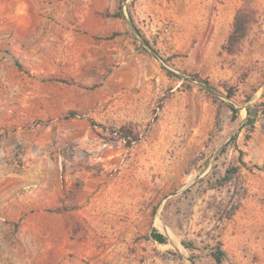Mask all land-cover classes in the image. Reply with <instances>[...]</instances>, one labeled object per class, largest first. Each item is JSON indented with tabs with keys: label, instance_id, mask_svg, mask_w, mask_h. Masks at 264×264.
I'll use <instances>...</instances> for the list:
<instances>
[{
	"label": "rangeland",
	"instance_id": "1",
	"mask_svg": "<svg viewBox=\"0 0 264 264\" xmlns=\"http://www.w3.org/2000/svg\"><path fill=\"white\" fill-rule=\"evenodd\" d=\"M216 243L264 264V0H0V264H214Z\"/></svg>",
	"mask_w": 264,
	"mask_h": 264
},
{
	"label": "trees",
	"instance_id": "2",
	"mask_svg": "<svg viewBox=\"0 0 264 264\" xmlns=\"http://www.w3.org/2000/svg\"><path fill=\"white\" fill-rule=\"evenodd\" d=\"M245 2H252L253 0H243ZM252 19V10H249L247 8H240L239 11L237 12L236 15V19L234 22V27L232 30V33L230 34L229 37V42L231 45V48H233L239 41L240 39H242L247 31L248 25L250 23ZM137 30L140 32V30L137 28ZM143 39L145 40L146 43H150V41L147 39V37L144 34H141ZM171 74V71H169ZM176 75V74H174ZM193 78L197 79L202 85H206V86H210L213 87L214 85L208 80V79H204L202 77H200L199 75H192ZM190 80V79H188ZM229 92L232 94L233 91L230 89ZM231 94L229 96H231ZM228 106L230 107V109L232 110V119H236L239 113L238 108L234 105V104H228ZM72 115H77V113L75 111L71 112ZM252 108L249 107L248 108V120H252ZM124 137L128 138V134L124 133ZM237 172V168H233L232 171H230V173H236ZM152 237L158 241L159 243H167V237L160 231H158L157 229H154L151 233ZM178 241H171L170 244H177ZM204 250L207 251L208 255H210L212 257V260L214 262V264H223L224 260L226 259L227 256V252L224 249L223 245L221 243H216L214 245H207L204 247Z\"/></svg>",
	"mask_w": 264,
	"mask_h": 264
},
{
	"label": "water",
	"instance_id": "3",
	"mask_svg": "<svg viewBox=\"0 0 264 264\" xmlns=\"http://www.w3.org/2000/svg\"><path fill=\"white\" fill-rule=\"evenodd\" d=\"M143 39V38H142ZM143 41L145 42V40L143 39ZM146 43V42H145Z\"/></svg>",
	"mask_w": 264,
	"mask_h": 264
}]
</instances>
